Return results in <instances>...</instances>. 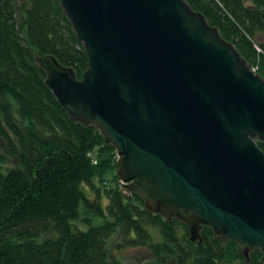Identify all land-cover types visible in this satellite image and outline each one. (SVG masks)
Returning a JSON list of instances; mask_svg holds the SVG:
<instances>
[{
  "label": "water",
  "instance_id": "obj_1",
  "mask_svg": "<svg viewBox=\"0 0 264 264\" xmlns=\"http://www.w3.org/2000/svg\"><path fill=\"white\" fill-rule=\"evenodd\" d=\"M88 69L38 58L70 119L117 151L154 213L264 259V79L185 0H59Z\"/></svg>",
  "mask_w": 264,
  "mask_h": 264
},
{
  "label": "trees",
  "instance_id": "obj_2",
  "mask_svg": "<svg viewBox=\"0 0 264 264\" xmlns=\"http://www.w3.org/2000/svg\"><path fill=\"white\" fill-rule=\"evenodd\" d=\"M185 2L264 79V0ZM43 55L77 79L89 66L59 0H0V264H123L114 250L126 246L156 264H264L260 250L246 256L208 226L192 241L185 222L128 193L115 147L70 119L46 85Z\"/></svg>",
  "mask_w": 264,
  "mask_h": 264
},
{
  "label": "rangeland",
  "instance_id": "obj_3",
  "mask_svg": "<svg viewBox=\"0 0 264 264\" xmlns=\"http://www.w3.org/2000/svg\"><path fill=\"white\" fill-rule=\"evenodd\" d=\"M256 141H260L256 139ZM262 142V141H261ZM0 150L6 155L5 148L3 142L0 141ZM5 167H14L16 165V160L13 157L7 156V160L5 162ZM119 174V173H118ZM120 176V175H119ZM129 192H134L139 190L131 185H128V189L126 190ZM140 193V192H139ZM173 218V217H171ZM79 227L84 229L85 226L82 223H78ZM242 251H245L244 246H240ZM119 258L122 259L123 264H156L152 258V256L146 251L143 247H129L126 246L121 250L115 249Z\"/></svg>",
  "mask_w": 264,
  "mask_h": 264
}]
</instances>
